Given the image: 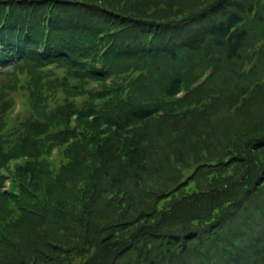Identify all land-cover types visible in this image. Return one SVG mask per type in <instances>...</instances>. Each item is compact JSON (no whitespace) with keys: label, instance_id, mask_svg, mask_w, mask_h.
<instances>
[{"label":"trees","instance_id":"16d2710c","mask_svg":"<svg viewBox=\"0 0 264 264\" xmlns=\"http://www.w3.org/2000/svg\"><path fill=\"white\" fill-rule=\"evenodd\" d=\"M0 264H264V0H0Z\"/></svg>","mask_w":264,"mask_h":264}]
</instances>
